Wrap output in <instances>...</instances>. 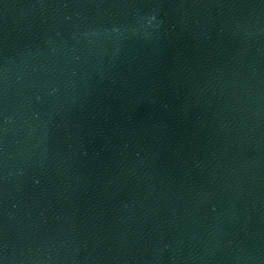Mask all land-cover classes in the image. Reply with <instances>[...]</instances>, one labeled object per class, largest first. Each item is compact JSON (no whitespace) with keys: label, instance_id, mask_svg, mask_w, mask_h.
<instances>
[{"label":"water","instance_id":"obj_1","mask_svg":"<svg viewBox=\"0 0 264 264\" xmlns=\"http://www.w3.org/2000/svg\"><path fill=\"white\" fill-rule=\"evenodd\" d=\"M0 264H264V0H0Z\"/></svg>","mask_w":264,"mask_h":264}]
</instances>
